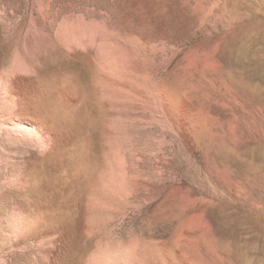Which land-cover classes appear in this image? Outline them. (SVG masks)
<instances>
[{"label": "rangeland", "instance_id": "374dc122", "mask_svg": "<svg viewBox=\"0 0 264 264\" xmlns=\"http://www.w3.org/2000/svg\"><path fill=\"white\" fill-rule=\"evenodd\" d=\"M16 60L0 264H264V0H0V86Z\"/></svg>", "mask_w": 264, "mask_h": 264}, {"label": "bare ground", "instance_id": "6f19581e", "mask_svg": "<svg viewBox=\"0 0 264 264\" xmlns=\"http://www.w3.org/2000/svg\"><path fill=\"white\" fill-rule=\"evenodd\" d=\"M67 36H68L67 43H65L64 45L66 49L76 52L77 50L84 49V48H95L96 53L99 56L102 55L101 56L102 63H104V65L106 64L105 68L108 69V71L110 72L114 71V68L111 65V61H110L111 54L105 53L104 42L101 38L102 36L97 34L94 30H90L89 33H83L81 30H78L74 32L73 34H70V33L69 35L67 34ZM31 75H32V67L28 63L25 64L24 62L22 63L16 60V62L13 64L11 72L5 78V82L2 83L0 86L1 87L0 88L1 90L0 91V105H2L3 107L7 105L9 106L8 115H9V118H11V120L14 118H17L15 115L16 110H17L16 108H18L20 104L22 103L21 98H20L21 92L19 91L20 83L22 81H26L25 79L27 78L29 79ZM105 75L108 78L111 76L115 77V75L117 76L118 74L117 73H105ZM22 83H25V82H22ZM18 91L20 92V95ZM24 120L25 119L20 120V118L15 119L10 124L3 125L1 129L6 134V136L11 138L12 140L25 143L39 152H48L50 149H52V146L55 142L56 137L50 125L46 122L38 121L37 119L32 120V121L31 120L24 121Z\"/></svg>", "mask_w": 264, "mask_h": 264}]
</instances>
